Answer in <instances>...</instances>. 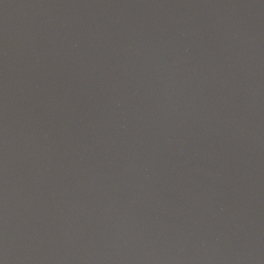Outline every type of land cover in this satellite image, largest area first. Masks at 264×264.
Here are the masks:
<instances>
[{"label": "water", "instance_id": "95a60500", "mask_svg": "<svg viewBox=\"0 0 264 264\" xmlns=\"http://www.w3.org/2000/svg\"><path fill=\"white\" fill-rule=\"evenodd\" d=\"M0 264H264V71L192 0H0Z\"/></svg>", "mask_w": 264, "mask_h": 264}]
</instances>
